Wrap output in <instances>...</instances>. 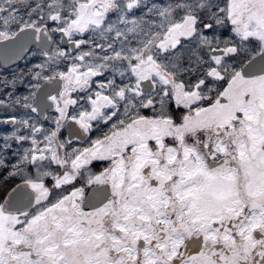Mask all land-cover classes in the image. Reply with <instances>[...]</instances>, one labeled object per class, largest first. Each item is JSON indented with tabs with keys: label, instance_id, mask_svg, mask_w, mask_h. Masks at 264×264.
<instances>
[{
	"label": "snow or ice",
	"instance_id": "obj_1",
	"mask_svg": "<svg viewBox=\"0 0 264 264\" xmlns=\"http://www.w3.org/2000/svg\"><path fill=\"white\" fill-rule=\"evenodd\" d=\"M0 264H264V0H0Z\"/></svg>",
	"mask_w": 264,
	"mask_h": 264
}]
</instances>
